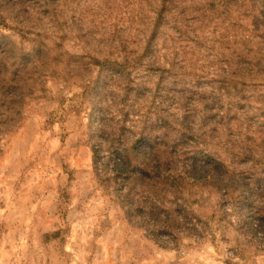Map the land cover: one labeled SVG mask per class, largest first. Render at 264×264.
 Returning a JSON list of instances; mask_svg holds the SVG:
<instances>
[{
    "label": "rangeland",
    "instance_id": "374dc122",
    "mask_svg": "<svg viewBox=\"0 0 264 264\" xmlns=\"http://www.w3.org/2000/svg\"><path fill=\"white\" fill-rule=\"evenodd\" d=\"M0 43V264H264V0H0Z\"/></svg>",
    "mask_w": 264,
    "mask_h": 264
},
{
    "label": "trees",
    "instance_id": "16d2710c",
    "mask_svg": "<svg viewBox=\"0 0 264 264\" xmlns=\"http://www.w3.org/2000/svg\"><path fill=\"white\" fill-rule=\"evenodd\" d=\"M45 10H48L46 8ZM1 44V43H0ZM0 97L3 101L1 106L3 108H7V110L11 111L16 104H18L23 97V90L22 86L20 85L21 80L23 79L20 74L23 69L27 66V62H18V56H14L11 51L8 48H3V50L0 51ZM11 63L13 74H12V80L9 81L6 75H8V64ZM19 112H16V115L19 116ZM161 154H155L153 152L148 153V158L150 156L151 161H158V166L155 167H139L136 164L137 155L134 152H130V150H122L119 153V157L116 161H119V163L123 162V164H126V167L124 169H120V171H117V178L123 177L124 175H130V177L140 178L141 180L144 179H160L161 177ZM210 169H215L216 167H210ZM136 170V171H135ZM133 173H132V172ZM129 177V178H130Z\"/></svg>",
    "mask_w": 264,
    "mask_h": 264
}]
</instances>
